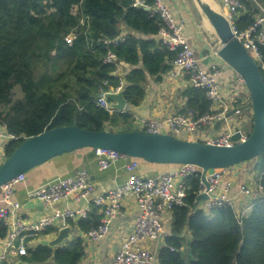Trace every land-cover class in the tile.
I'll return each instance as SVG.
<instances>
[{"label":"trees","instance_id":"1","mask_svg":"<svg viewBox=\"0 0 264 264\" xmlns=\"http://www.w3.org/2000/svg\"><path fill=\"white\" fill-rule=\"evenodd\" d=\"M134 3L0 0V120L19 136L6 143V158L26 137L57 126L127 131L118 125L129 119L128 114L98 105L102 91L123 85L127 101L139 105L147 72L159 79L177 54L151 37L159 34L161 17ZM257 13L246 0L235 26L246 30L256 22ZM124 26L130 29L126 39L115 43ZM70 33L76 35L72 43L66 40ZM259 48L264 61V42ZM109 51L116 54L115 61L106 60ZM121 61L134 66L124 84L117 72ZM18 86L21 96L15 98ZM184 95L187 108L198 114L211 111L205 89L190 85ZM256 159L264 187V150ZM188 185L183 204L173 207L172 229L159 251V264H264V197L240 219L230 205L211 211L199 207V174L190 175ZM101 217L93 206L87 217L71 220L70 225L87 232L100 224ZM6 233L0 223V238ZM84 254V238L78 235L57 247L40 243L22 259L28 264H79Z\"/></svg>","mask_w":264,"mask_h":264},{"label":"built area","instance_id":"2","mask_svg":"<svg viewBox=\"0 0 264 264\" xmlns=\"http://www.w3.org/2000/svg\"><path fill=\"white\" fill-rule=\"evenodd\" d=\"M220 2L222 11L230 20L235 34L264 71V61L259 48V44L264 42V13L256 16V22L253 25L240 31L235 26V19L246 9V0H220ZM134 5L143 6L152 15L157 14L161 17L163 22L159 31L161 40L170 49L177 51L172 73L186 74L189 84L205 89L212 102L211 111L205 114H198L196 110L186 107L183 111L178 110L164 118L146 119L140 129L148 133H170L176 137L200 140L204 138L205 128L226 118L230 110L234 111L235 116L241 115L243 109L238 105L232 106L236 103L235 100L232 101L226 97L218 81L217 77L220 73L218 64L212 63L210 71L200 68L194 49L183 34L181 21L175 18L164 0H153L151 3L146 0H135ZM75 37V33H70L66 40L72 43ZM126 37L127 33L123 32L115 43L125 40ZM105 40L108 42V39ZM214 54L219 56L217 50H214ZM116 59V54L109 51L106 60L112 62ZM239 78L243 82L240 76ZM122 88L123 85H120L111 89L119 91ZM97 103L110 112L115 111L103 94L99 96ZM232 117L222 122V126L228 124L225 131L205 140L222 145H232L237 141L246 140L251 131L253 118L248 124L249 128L246 129L242 120H233ZM234 126H239V129L236 130ZM236 133L240 134V138L234 141L232 137ZM0 137L7 141L19 138L17 134L9 131L7 125L1 120ZM94 155L100 169L108 168L120 159L125 160V167L129 173L128 179L107 192L91 198L96 185L90 173L83 170L76 175L49 181L28 192L30 199L38 200L47 206H55L61 200H75L82 202L78 207L56 208L51 214L26 222L19 213L22 204L14 198L16 185L26 179V173L11 179L0 188V223L7 227L6 236L0 238V262H11L14 258L19 260L28 255L31 249H35L42 243L45 232L54 229L55 236L61 228L70 225L71 220L87 217L93 206L100 209L101 222L85 234L90 239L99 240L108 233L112 220L121 212L124 199L130 197L137 203L139 215L134 230L124 238L121 248L115 254L113 264H156L157 254L148 246V243L165 241L170 234L165 228L163 216L167 212H172L175 205L183 204L189 186L188 177L192 174L200 175L201 185L198 195L208 194L207 199L198 200L199 207L206 211L230 205L236 208L241 219L252 210L258 200L264 197V187L258 175L251 181L241 183L238 192L232 194L233 181L226 174L228 168L210 169L207 172L210 188H207L201 179L203 169L195 164H182L174 170L145 176L137 172L140 160L125 153L108 148H97L94 150ZM237 195L247 196L249 202L244 207L238 208Z\"/></svg>","mask_w":264,"mask_h":264},{"label":"crops","instance_id":"3","mask_svg":"<svg viewBox=\"0 0 264 264\" xmlns=\"http://www.w3.org/2000/svg\"><path fill=\"white\" fill-rule=\"evenodd\" d=\"M247 1L258 9L256 16L264 13V0ZM164 2L171 9L175 18L181 21L183 34L194 49L200 68L205 71H210L212 63L218 64L220 73L217 78L225 95L227 92L228 94L233 92L236 95L235 102L237 103H234L232 106H244L250 100V92L244 82L240 80L235 70L223 59L214 54V50H217L219 47V40L205 23L204 15L200 7H198V4L193 0H164ZM129 31L130 29L124 26V33L128 34ZM151 37L161 39L159 34L152 35ZM173 61L171 63L172 67L163 73L159 79L147 72L146 81L144 82L145 97L139 105H133L128 102L126 111L123 113L128 114L129 119L126 122L121 121L119 123L118 126L121 129H140L143 121L146 119L164 118L178 110L183 111L186 108L187 97L184 95V90L190 86L188 76L182 73L177 75L173 74ZM133 67L124 61L118 64L117 72L123 84L125 83L124 79L126 74ZM237 116H241V120L246 126L245 128H249L248 124L251 123L253 118L252 110L248 111L243 108L242 114ZM237 116L233 114L232 119H239ZM227 128V123L220 127L216 123L207 126L203 133L204 138L200 140L207 142L205 138L215 137ZM7 142V140L0 137V162L6 159L4 149ZM251 161L254 160L245 161L226 170L228 178L233 181L232 194L238 192V187L241 183L257 178V173L248 164ZM125 163V160L120 159L108 168L100 169L92 148H83L56 156L26 172V179L16 185L14 198L22 204L19 213L26 222H32L46 214L53 213L56 208L78 207L82 202L75 200H61L55 206H47L38 200L30 199L28 192L49 181L76 175L83 170H87L96 185V190L91 195V198H93L98 194L105 193L109 189L124 183L128 179L129 173L125 167ZM177 167L140 160V166L137 172L145 176H151L174 170ZM236 197V205L238 208L244 207L249 202L247 196L237 195ZM98 211L100 212L99 208ZM138 215L139 208L137 203L133 198L127 197L123 201L121 212L112 220L108 233L99 240L88 238L85 232H81L78 228L72 226V237L82 235L84 238L85 254L79 264H113L115 254L121 248L124 238L134 230ZM163 221L166 230L170 233L173 223L172 212L165 213ZM52 237H54L53 232L45 234L43 240ZM163 245L164 241H152L148 243V246L157 254L156 264H159L158 255ZM15 260L17 258H14L11 262Z\"/></svg>","mask_w":264,"mask_h":264},{"label":"water","instance_id":"4","mask_svg":"<svg viewBox=\"0 0 264 264\" xmlns=\"http://www.w3.org/2000/svg\"><path fill=\"white\" fill-rule=\"evenodd\" d=\"M197 1L213 25L216 32L214 35L219 39L218 55L243 79L250 92V100L242 106L253 112L251 131L246 140L237 141L240 134L236 133L232 137L236 143L222 145L176 137L170 133H148L141 129L113 131L89 130L78 125L57 126L26 137L0 164V188L11 179L56 156L83 148H108L149 163L195 164L203 169L201 179L207 188H210L207 179L210 169L230 168L260 156L264 150V73L235 34L226 15L215 8L210 0ZM101 94L110 101L115 111H126L128 101L123 88L119 91L105 90ZM233 113L227 114V119L218 121L217 126L220 127L222 122L230 119ZM234 127L239 129V126ZM207 198L208 194L203 193L198 200ZM72 239V226L68 225L61 228L54 237L42 240V243L57 247ZM15 264L28 262L21 258Z\"/></svg>","mask_w":264,"mask_h":264},{"label":"rangeland","instance_id":"5","mask_svg":"<svg viewBox=\"0 0 264 264\" xmlns=\"http://www.w3.org/2000/svg\"><path fill=\"white\" fill-rule=\"evenodd\" d=\"M196 4H197V0H193ZM215 2V6H216V8L218 9V10H220L221 12H223L222 10H223V8L221 7V2H220V0H214ZM199 7V6H198ZM201 10V9H200ZM202 12V11H201ZM202 14L204 15V13L202 12ZM215 34V33H214ZM219 40V39H218ZM261 63V62H260ZM20 86H18V87H16V89H15V98H19L20 96H21V92H20ZM226 97L229 99V100H235L236 98V95L233 93V92H231V93H229L228 94V92H227V94H226ZM237 103V102H236ZM234 104V103H233ZM237 118H239L240 120L242 119V117L241 116H237ZM235 119V118H234ZM120 128V127H119ZM254 161H251V162H249L248 164L249 165H251L252 166V170H254L256 173H257V175L258 176H260V171H259V168H258V160L255 158V159H253ZM0 163H2V161L0 162ZM243 163V162H242ZM13 262H15V261H13Z\"/></svg>","mask_w":264,"mask_h":264},{"label":"bare ground","instance_id":"6","mask_svg":"<svg viewBox=\"0 0 264 264\" xmlns=\"http://www.w3.org/2000/svg\"><path fill=\"white\" fill-rule=\"evenodd\" d=\"M210 2L212 3V5L216 8V6H215V1L214 0H210ZM197 4H198V1H197ZM198 6H199V4H198ZM200 7V6H199ZM201 9V8H200ZM204 20H205V23L208 25V27L213 31V33H216L215 32V29H214V27H213V25H212V23L210 22V20H209V18L204 14ZM205 24V25H206Z\"/></svg>","mask_w":264,"mask_h":264}]
</instances>
